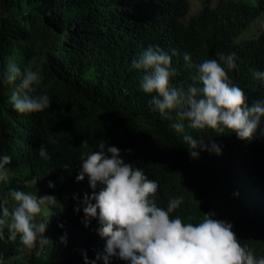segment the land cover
Returning <instances> with one entry per match:
<instances>
[{
  "label": "trees",
  "instance_id": "16d2710c",
  "mask_svg": "<svg viewBox=\"0 0 264 264\" xmlns=\"http://www.w3.org/2000/svg\"><path fill=\"white\" fill-rule=\"evenodd\" d=\"M213 1L204 0L190 16L191 0H0V72L9 61L23 70L33 57L38 64L43 60L38 92L51 98L43 112L19 113L9 100L19 79L13 84L0 81V156H11L9 166L20 165L27 170L25 179L35 181V187L28 182L3 184L0 200L8 199L11 190L35 194L38 189L59 198L51 206V245L40 256L32 250L23 263L12 261L21 249L4 226L0 264H85V254L89 261L105 264L106 239L98 234V219L85 227L82 207L79 213L75 210L86 193L99 191V186L90 187L87 176L77 182L80 156L86 151L80 146L86 139L88 151H98L101 139L118 147L126 162L157 181L159 207L166 209L170 199L183 196L170 218L197 224L204 214L214 213L212 218L233 225L242 246L264 257V119L251 141L235 133L193 130L175 111L162 115L150 105L158 93H145V71L131 66L149 46L169 55L175 50L171 66L177 74L170 85L186 89L197 65L216 59L218 51L235 53L237 68L228 71L229 79L244 90L249 106L264 99V80L253 76V71L264 72V30L236 42L264 13V0ZM185 53L191 56V69L185 67ZM174 123L183 124V130L170 127ZM184 135L203 140L209 148L215 142L221 154L198 146L199 156L192 158ZM41 145L47 159L39 155ZM108 264L131 262L117 255Z\"/></svg>",
  "mask_w": 264,
  "mask_h": 264
},
{
  "label": "clouds",
  "instance_id": "9594fccd",
  "mask_svg": "<svg viewBox=\"0 0 264 264\" xmlns=\"http://www.w3.org/2000/svg\"><path fill=\"white\" fill-rule=\"evenodd\" d=\"M261 17H264V13L258 18ZM173 55H177L175 50L169 55L159 46H149L138 59L132 61V68L142 69L146 73L141 81L143 91L149 95L158 93L150 100V105L162 115L175 111L178 119L188 121V126L193 130L210 129L217 135L229 132L235 133L241 140H253L264 119V99L254 101L249 106L244 90L229 79L228 71L237 68L236 54L218 51L216 59H208L197 65V75L186 89L170 85V78L177 74L171 66ZM183 59L185 67L191 69V56L185 53ZM42 64L43 60L38 64L33 57L21 70L15 62L9 61L0 72V81L4 84L20 81L18 89L9 98L19 113H40L50 107V96L38 92L42 82ZM253 76L264 80V72L253 71ZM170 127L177 132L183 130L181 123H174ZM183 140L194 159L199 156L195 151L198 146L221 154L215 142L209 148L203 140L191 135H184ZM80 147L86 151L80 156L77 182L87 176L90 187L95 190L99 186V191H93L91 196L86 193L75 210L79 213L82 207L85 227L93 219H98V234L106 239L105 264H108L110 257L117 255L131 264H264V257H256L252 249L240 244L233 225L212 218L214 213L204 214L203 220L197 224L183 223L179 216L170 218V214L183 203V196L170 199L166 209L159 207L155 199L158 182L148 179L142 168L126 162L118 147L108 146L103 139L98 144V151H88L87 139ZM39 155L48 158L44 145L40 146ZM11 160L7 154L0 156V182L8 180L6 168L20 166H9ZM64 167L67 168V165ZM13 181L28 182L25 178L15 177L9 184ZM48 186L55 187L51 181ZM41 191L46 190L39 189ZM50 193L59 200L54 192ZM9 196L11 205L7 198L0 200V234L2 228L7 226L10 239L15 240L17 235L20 237L19 242L15 243L17 250L21 249V244L25 256L32 250H35L36 256H40L49 241L44 235L48 226L52 242L53 236L48 221L38 220L37 217L42 211L41 205L52 196L38 199L20 190H11ZM96 259H101V255L97 254ZM85 264H95V261H89L85 254Z\"/></svg>",
  "mask_w": 264,
  "mask_h": 264
},
{
  "label": "rangeland",
  "instance_id": "374dc122",
  "mask_svg": "<svg viewBox=\"0 0 264 264\" xmlns=\"http://www.w3.org/2000/svg\"><path fill=\"white\" fill-rule=\"evenodd\" d=\"M240 1H247V2L257 4L259 0H240ZM191 2H192V7H191L190 16L198 13L200 11V9L202 8V5H204L203 0H191ZM217 2H218V0H214V4ZM263 29H264V17H261V18L256 19L253 23H251L249 25L248 30L245 33H243L242 35H240L237 38L236 42H239L241 39L245 40V39H248L251 37H255V36L261 34ZM6 169H7L8 180H7V182H0V186H2L3 184L8 185L13 180V178H15V177H18L20 179H23L26 177L27 170L21 166H14V167L6 168ZM28 184H30L32 187H35V181L34 180H30L28 182ZM30 195H33V196L37 197L38 199H39V197H45V196L55 197V195L53 193L46 192V191L37 192L35 194L30 193ZM52 197H49L44 201V203L41 205L42 211H41L40 215L37 217V219L41 220V221L47 220L48 225H49V221L53 220L51 206L53 204L57 203V200H58L56 197L55 198H52ZM8 199H9L10 205H11L10 196L8 197ZM44 235L46 236L47 239H49L48 243L45 245V247H48L52 242L50 231H49V226L47 227V230H46ZM16 239L18 240L17 242H19L20 237L17 235ZM20 246H21V252L17 256L12 257L10 260L13 261L14 259H16L17 262L23 263L22 259H24V257H25V254H24L25 252L23 250V246L21 244H20Z\"/></svg>",
  "mask_w": 264,
  "mask_h": 264
}]
</instances>
